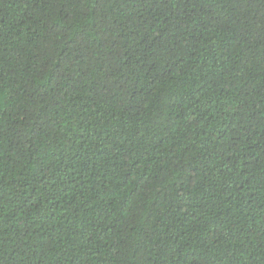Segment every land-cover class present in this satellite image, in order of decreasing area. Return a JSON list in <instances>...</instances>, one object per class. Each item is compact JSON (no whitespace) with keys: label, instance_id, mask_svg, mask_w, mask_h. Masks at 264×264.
<instances>
[{"label":"trees","instance_id":"obj_1","mask_svg":"<svg viewBox=\"0 0 264 264\" xmlns=\"http://www.w3.org/2000/svg\"><path fill=\"white\" fill-rule=\"evenodd\" d=\"M0 264H264V0H0Z\"/></svg>","mask_w":264,"mask_h":264}]
</instances>
